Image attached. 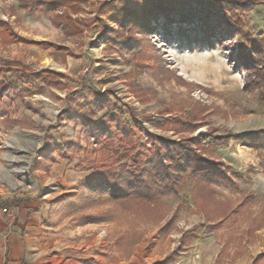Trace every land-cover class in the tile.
I'll list each match as a JSON object with an SVG mask.
<instances>
[{
  "label": "rangeland",
  "instance_id": "obj_1",
  "mask_svg": "<svg viewBox=\"0 0 264 264\" xmlns=\"http://www.w3.org/2000/svg\"><path fill=\"white\" fill-rule=\"evenodd\" d=\"M34 1L41 0H26ZM125 1L73 0L82 2L77 11L46 13L0 0V20L14 32L6 37L0 29V84L11 86L0 102V194L15 195L0 200L1 209L14 218L12 205L37 193L49 207L42 221L61 248L99 235L98 254L107 261L175 264L202 236L216 241L220 261L249 264L264 252V86L246 90L251 74L235 63L241 43L252 53L255 42L264 43V0H243L250 4L235 32L161 12L148 27L133 15L121 23L108 3ZM113 32L124 34L125 49H114ZM40 70L61 85L37 80L32 74ZM93 90L111 98L94 122L122 114L119 123L139 146H151L149 132L173 140L233 133L253 143H206L203 152L223 159L233 180H214L211 194H199L203 176L190 174L161 204L125 199L94 175L135 165L124 157L129 141L116 135V123L112 141L82 123Z\"/></svg>",
  "mask_w": 264,
  "mask_h": 264
},
{
  "label": "trees",
  "instance_id": "obj_2",
  "mask_svg": "<svg viewBox=\"0 0 264 264\" xmlns=\"http://www.w3.org/2000/svg\"><path fill=\"white\" fill-rule=\"evenodd\" d=\"M72 1L41 0L26 2V0H20V5L30 11L40 9L46 13L54 11L57 7L77 11L82 2ZM108 4L115 13L114 18L121 23L126 22L128 17L133 15L141 18L144 25H147L151 17L161 12L171 20L175 19V16L181 21H192L198 18L206 29L223 25L227 30L235 32L239 31L242 26V16H240L239 12L246 10L250 2L243 0H142L140 2L126 0L125 2H109ZM67 19L73 18L68 15ZM0 29H2L6 37L14 33L8 23L2 20H0ZM113 33L118 34L119 32ZM123 36L124 34L121 33L115 38L113 37L112 40L117 42L114 47L115 50L126 48L125 40L127 41V39H124L125 37ZM117 37L122 41H118ZM252 46L255 49V53L251 52L249 45L241 43L235 63L238 67H246L250 72L251 77L244 86L246 90L250 91L257 86H264V43L255 42ZM43 73L40 70L33 72L32 75L45 85H53V83L61 85V82L54 79L52 81L44 76ZM10 87V84L4 82L0 84V102L4 99ZM93 91L94 103L90 105V111L79 115L82 118V123L87 126L94 124L111 141L113 140L112 137L115 136L112 134L113 123H116L115 125L118 126L116 135H121L122 133L129 141L124 157L131 156L135 165L134 170L123 171L105 167L98 170L94 175L109 185L113 193L122 195L125 199L136 198L152 202L154 205L161 204L166 194L174 195L180 192L181 185L190 174L203 176L198 179L196 184L199 194L203 196L211 194L214 180H219L224 184H230L233 180L226 169V163L223 159L210 157L203 152V147L206 146V143L228 145L233 137L246 145H252L253 143L252 139H243L233 133L219 135L212 131H200L191 137L173 140L149 132L152 140L151 146L145 143L139 146L131 137L129 129L119 123V120L123 117L122 114H118L121 117L108 115L109 120L105 124L94 122L98 108L109 104L111 98L96 90ZM1 115L2 112L0 111ZM134 121L137 126L141 127V122L135 117ZM124 168H127V166L124 165ZM159 184L162 186H159ZM253 264H264V252L255 258Z\"/></svg>",
  "mask_w": 264,
  "mask_h": 264
},
{
  "label": "crops",
  "instance_id": "obj_3",
  "mask_svg": "<svg viewBox=\"0 0 264 264\" xmlns=\"http://www.w3.org/2000/svg\"><path fill=\"white\" fill-rule=\"evenodd\" d=\"M0 195V200L15 198L14 193ZM18 200L12 205L14 218L12 213L3 212L0 206V264H87L90 261L94 264H129L118 256L108 261L102 258L98 254L101 247L99 235L94 236L91 244L79 239L78 243L61 248L60 241L42 221L49 212V207H44L46 201L43 196L35 193ZM219 251L214 239L195 236L175 264H230L219 260ZM256 257L249 264H253ZM234 264L241 263L237 261Z\"/></svg>",
  "mask_w": 264,
  "mask_h": 264
},
{
  "label": "built area",
  "instance_id": "obj_4",
  "mask_svg": "<svg viewBox=\"0 0 264 264\" xmlns=\"http://www.w3.org/2000/svg\"><path fill=\"white\" fill-rule=\"evenodd\" d=\"M3 211H4V212H7L8 210H7V208H4Z\"/></svg>",
  "mask_w": 264,
  "mask_h": 264
}]
</instances>
